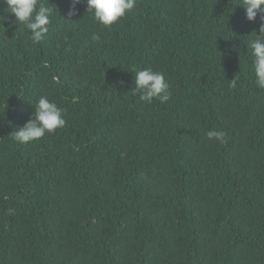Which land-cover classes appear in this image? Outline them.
<instances>
[{
	"label": "trees",
	"instance_id": "16d2710c",
	"mask_svg": "<svg viewBox=\"0 0 264 264\" xmlns=\"http://www.w3.org/2000/svg\"><path fill=\"white\" fill-rule=\"evenodd\" d=\"M41 2L39 44L13 17L0 25V264H264L259 15L242 0H136L104 27L86 0L71 18L69 0ZM145 67L164 73L167 102L132 93ZM42 95L65 126L14 141ZM221 129L225 143L207 138Z\"/></svg>",
	"mask_w": 264,
	"mask_h": 264
},
{
	"label": "clouds",
	"instance_id": "9594fccd",
	"mask_svg": "<svg viewBox=\"0 0 264 264\" xmlns=\"http://www.w3.org/2000/svg\"><path fill=\"white\" fill-rule=\"evenodd\" d=\"M5 5L6 15L0 16V25H4L10 17L13 23L23 25L30 32V40L33 44H39L44 40L49 32V25L53 15L50 6L41 0H0ZM81 0H69L67 17L71 18L78 13L77 5ZM136 5V0H86V11L92 14L94 21L104 27H111L131 11ZM245 10V19L253 22L257 19L261 21L259 34L251 39L250 57L251 74L255 85L264 90V0H242L240 3ZM68 20V19H67ZM4 27V26H3ZM93 40H99V36L92 35ZM47 67V64H45ZM53 83L59 84V78L52 76ZM135 87L131 90L133 94L139 93V99L151 104L154 100L161 103L167 102L171 93L169 84L163 72L145 67L136 70ZM229 86L235 88L237 79L234 77L228 82ZM65 109L59 107L56 102L49 99L47 95H42L35 102L34 111L29 119L18 127L13 133L14 141L24 144L34 140H39L46 133L51 134L58 128H63L66 124L64 119ZM209 140H216L221 144L226 142V132L224 130H209L206 132ZM9 214L13 209L7 210Z\"/></svg>",
	"mask_w": 264,
	"mask_h": 264
}]
</instances>
